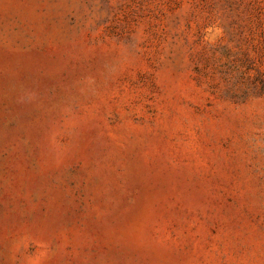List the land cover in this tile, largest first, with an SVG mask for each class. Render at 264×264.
<instances>
[{
  "label": "rangeland",
  "instance_id": "obj_1",
  "mask_svg": "<svg viewBox=\"0 0 264 264\" xmlns=\"http://www.w3.org/2000/svg\"><path fill=\"white\" fill-rule=\"evenodd\" d=\"M0 264H264V0H0Z\"/></svg>",
  "mask_w": 264,
  "mask_h": 264
}]
</instances>
